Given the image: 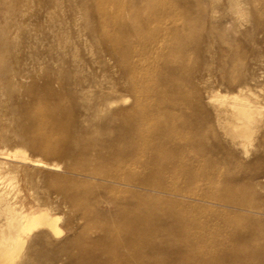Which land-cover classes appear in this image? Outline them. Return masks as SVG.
Listing matches in <instances>:
<instances>
[{
  "label": "rangeland",
  "instance_id": "1",
  "mask_svg": "<svg viewBox=\"0 0 264 264\" xmlns=\"http://www.w3.org/2000/svg\"><path fill=\"white\" fill-rule=\"evenodd\" d=\"M227 2L0 0V152L26 149L33 160L48 162L37 166L33 161H8L2 171L8 166L15 167L25 190L27 181L31 189L40 195L44 192L42 195L46 197L62 187L84 188L85 182L91 180L75 169L81 146L69 154L61 145L66 134L52 129L47 117L57 122L69 119L57 108V104H61L74 108L70 116L73 119L86 118L97 127L114 125L115 128L119 122L130 120L128 116L115 117L119 110H125L132 117L139 114L144 120L149 119L144 122L147 135L161 132L159 127L171 129V147L190 139L200 142L206 157L224 172L219 176L218 186L211 188L234 195V190L226 191L224 181L234 180L237 173L260 175L264 171V139L258 140L262 145L252 148L247 161L234 156L235 149L216 127L211 100L218 93H236L235 86L253 73L258 83L253 80L250 88L260 93L264 103L261 91L264 86V0H243L248 19L240 25L232 19ZM210 26L223 36L212 42L209 48L212 55L208 57L204 54L207 45L204 30ZM126 27L129 29L124 30ZM194 34L197 35L194 37ZM180 35L196 39L184 45L182 57L175 53L176 39ZM123 51L125 55L117 56ZM202 56L205 62L211 63L210 72L203 70ZM102 69H108L114 80L117 79V92L110 90L112 85L107 83ZM90 75L95 76L98 86L80 89L64 84L69 78ZM171 77L174 82L167 81ZM112 99L117 102L110 109ZM81 104L88 105L90 110L75 107ZM112 134L99 135L97 139H107ZM79 141L86 142V136H80ZM192 157L199 156L191 153L188 158ZM54 163L62 167L55 168ZM165 180L168 185L183 187L182 179ZM185 189L189 195L209 191L204 183ZM53 197L50 196L51 201ZM54 203L55 211L64 216V221L76 214L75 209L66 207L63 197L55 199ZM83 205L89 206L87 201H83ZM112 206L103 202L94 210ZM184 210L196 216L205 212ZM76 234L67 236L73 238ZM59 257L63 258L60 264H67L65 255ZM38 262L34 264L45 263Z\"/></svg>",
  "mask_w": 264,
  "mask_h": 264
},
{
  "label": "bare ground",
  "instance_id": "2",
  "mask_svg": "<svg viewBox=\"0 0 264 264\" xmlns=\"http://www.w3.org/2000/svg\"><path fill=\"white\" fill-rule=\"evenodd\" d=\"M227 3L232 19L243 24L248 19L243 0ZM204 35V54L210 57L212 42L223 35L212 26L204 30ZM176 40L175 53L182 57L184 45L196 39L180 35ZM123 55L125 51L117 53ZM201 59L203 70L210 72L211 63L205 62V56ZM110 73L108 69L104 71L107 83L112 85L110 90L115 93L118 82ZM253 75L250 73L235 86L236 93H218L211 100L216 127L235 149L234 156L246 161L252 148L262 145L258 140L264 139V103L260 93L250 88L257 79ZM171 78L167 81L174 82ZM64 84L84 89L98 86V81L90 75L69 78ZM261 91L264 93V86ZM116 102L111 100L110 109ZM78 106L90 110L88 105H75ZM57 108L69 119L57 122L47 117V121L52 129L66 134L61 145L69 154L81 146L75 169L91 182H85L84 188L62 187L46 197L44 192L40 195L31 189L27 181L25 190L15 167L8 166L4 172L2 167L8 161H33L37 166L48 162L33 160L26 149L0 152V264H60V255L67 257V264H264V171L260 175L237 173L234 180L224 181L226 191L234 190V195L225 194L211 188L218 186L223 168L206 157L197 140L171 147V129L159 127L161 132L147 135L144 122L149 119L144 120L139 114L132 117L125 110H119L115 117L128 116L127 123L100 128L86 118H71L74 108L61 104ZM112 132L107 139H97ZM82 135L86 142L79 141ZM191 153L199 157L188 158ZM57 164L52 165L56 168ZM167 178L182 179L183 187L168 185ZM199 183L206 184L209 191L189 195L185 188ZM50 196H54L52 201ZM62 197L67 208L76 210L65 221L54 205V200ZM170 197L177 199L169 200ZM83 201L89 206L84 207ZM103 202L113 206L95 211ZM184 208L205 212L196 216L185 213ZM72 233L77 234L73 238L67 236Z\"/></svg>",
  "mask_w": 264,
  "mask_h": 264
}]
</instances>
